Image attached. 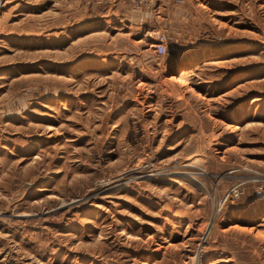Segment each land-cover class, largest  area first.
Here are the masks:
<instances>
[{"label":"rangeland","instance_id":"1","mask_svg":"<svg viewBox=\"0 0 264 264\" xmlns=\"http://www.w3.org/2000/svg\"><path fill=\"white\" fill-rule=\"evenodd\" d=\"M0 264H264V0H0Z\"/></svg>","mask_w":264,"mask_h":264},{"label":"built area","instance_id":"2","mask_svg":"<svg viewBox=\"0 0 264 264\" xmlns=\"http://www.w3.org/2000/svg\"><path fill=\"white\" fill-rule=\"evenodd\" d=\"M158 43H156V54L159 56H166L169 52L167 37L164 34L158 35Z\"/></svg>","mask_w":264,"mask_h":264},{"label":"bare ground","instance_id":"3","mask_svg":"<svg viewBox=\"0 0 264 264\" xmlns=\"http://www.w3.org/2000/svg\"><path fill=\"white\" fill-rule=\"evenodd\" d=\"M154 46L156 47L155 44H154ZM185 167H187V168H194V167H196V166L190 163V164H188V165H185Z\"/></svg>","mask_w":264,"mask_h":264}]
</instances>
